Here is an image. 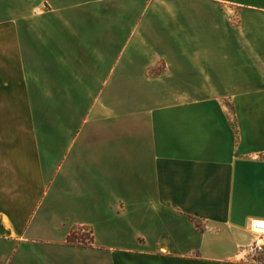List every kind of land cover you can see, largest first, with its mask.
<instances>
[{"label":"crops","instance_id":"obj_1","mask_svg":"<svg viewBox=\"0 0 264 264\" xmlns=\"http://www.w3.org/2000/svg\"><path fill=\"white\" fill-rule=\"evenodd\" d=\"M0 78V264H264V0H0Z\"/></svg>","mask_w":264,"mask_h":264},{"label":"rangeland","instance_id":"obj_2","mask_svg":"<svg viewBox=\"0 0 264 264\" xmlns=\"http://www.w3.org/2000/svg\"><path fill=\"white\" fill-rule=\"evenodd\" d=\"M10 78L15 76V73H7ZM2 80L0 78V84ZM19 89L16 85L2 87L0 86V142L2 136H9V139H15L17 134L28 128L30 119L28 113L35 110L45 112L48 111L47 105L24 104L17 102ZM5 133V134H3ZM79 237L84 238V243H89L90 229L79 230ZM81 244V241H80Z\"/></svg>","mask_w":264,"mask_h":264},{"label":"built area","instance_id":"obj_3","mask_svg":"<svg viewBox=\"0 0 264 264\" xmlns=\"http://www.w3.org/2000/svg\"><path fill=\"white\" fill-rule=\"evenodd\" d=\"M254 235L253 243L248 247L247 253L253 259H264V221H254L251 224Z\"/></svg>","mask_w":264,"mask_h":264},{"label":"trees","instance_id":"obj_4","mask_svg":"<svg viewBox=\"0 0 264 264\" xmlns=\"http://www.w3.org/2000/svg\"><path fill=\"white\" fill-rule=\"evenodd\" d=\"M192 220H193V222H197V220L194 219V218H193ZM82 230H85V229H82ZM92 234H93V233H92V231L90 230L89 243H91L92 240H93V235H92ZM79 235H80V234H79L77 231L73 232V233L70 235V237H69V239H68V242H69L70 244H72V245H80V241H81V245L86 246L87 244L84 243V238L79 237Z\"/></svg>","mask_w":264,"mask_h":264}]
</instances>
